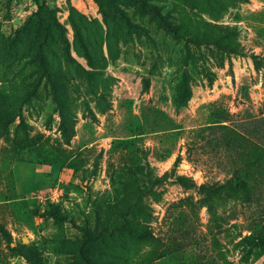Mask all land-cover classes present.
<instances>
[{
	"label": "rangeland",
	"instance_id": "1",
	"mask_svg": "<svg viewBox=\"0 0 264 264\" xmlns=\"http://www.w3.org/2000/svg\"><path fill=\"white\" fill-rule=\"evenodd\" d=\"M0 264H264V0H0Z\"/></svg>",
	"mask_w": 264,
	"mask_h": 264
},
{
	"label": "trees",
	"instance_id": "2",
	"mask_svg": "<svg viewBox=\"0 0 264 264\" xmlns=\"http://www.w3.org/2000/svg\"><path fill=\"white\" fill-rule=\"evenodd\" d=\"M156 14H158V12H156ZM158 17H159V14H158ZM184 93H185V91H184ZM185 95V94H184ZM184 99H185V97H184ZM181 101H183V100H181ZM63 132H64V134H65V136H64V139H65V141H66V143H69L70 142V135L68 134L69 133V131H68V129H66V128H64L63 129ZM230 133H232V134H234V138L235 139H237V137H238V135L235 133V132H230ZM180 162V159L178 158L177 159V161L175 162V165H177L178 163ZM244 172L243 171V169H237V172ZM246 182H244V186H246ZM242 188H243V186H241ZM239 186H229L228 184H225L224 186H222V187H217V190L219 189L220 191L221 190H223L224 191V189H225V191H231V190H233V191H236V192H238L239 191Z\"/></svg>",
	"mask_w": 264,
	"mask_h": 264
}]
</instances>
